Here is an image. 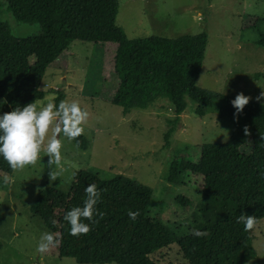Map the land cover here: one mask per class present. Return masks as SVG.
<instances>
[{"label":"trees","instance_id":"obj_1","mask_svg":"<svg viewBox=\"0 0 264 264\" xmlns=\"http://www.w3.org/2000/svg\"><path fill=\"white\" fill-rule=\"evenodd\" d=\"M119 7L118 0H0V12L5 10L20 22L40 25L38 33L16 37L10 24L0 21V111L35 99L45 100L48 91L41 85L47 69L75 40L98 43L115 39L119 83L112 102L127 114L134 108L147 109L168 100L175 117L169 120L171 125L165 132L167 144L188 98L198 103L196 111L201 116L214 100L226 101L220 117L235 121L236 132L227 142L195 146L196 159L176 156L169 165L167 180L186 184L194 177L206 196L232 207L225 212L209 210L208 216L202 215V220L198 217L188 232L180 235L150 215L151 186L124 174L104 178L92 170H79L68 191L47 186L31 205L32 212L59 240L51 248L60 257H73L81 264H158L153 255L173 243L179 245L188 264H224L225 256L246 248L254 252L253 230L245 232L236 217L246 212L256 216V224L264 219V103L249 100L236 113L231 103L235 96L197 85L208 45L207 32L174 38H129L117 23ZM256 43L264 46V33ZM51 91L56 102L67 99L63 89ZM74 142L83 149L89 146L83 133ZM0 171H14L2 157ZM90 184L100 190L96 208L104 215L95 217L97 222L87 233L72 235L64 214L82 206L84 189ZM185 201L189 202L182 197V203ZM129 210H138L134 220L129 218ZM193 228L206 230L207 235L194 236Z\"/></svg>","mask_w":264,"mask_h":264},{"label":"rangeland","instance_id":"obj_2","mask_svg":"<svg viewBox=\"0 0 264 264\" xmlns=\"http://www.w3.org/2000/svg\"><path fill=\"white\" fill-rule=\"evenodd\" d=\"M118 1L117 23L129 38H174L207 32L198 86L227 96L243 91L250 100L264 101V97L257 99L264 91V46L256 43L264 33V0ZM0 21L8 22L16 37L40 31L38 23L20 22L5 10L0 12ZM117 46L115 39L98 43L75 40L48 67L41 85L48 91L46 98L54 99L51 90L61 88L67 99H76L87 108L89 117L82 133L89 146L83 149L74 140L65 141L61 150L63 171L52 181L45 153L35 164L12 174L0 171V264H81L73 257H60L51 246L43 253L37 252L41 233L50 230L31 210L41 189L55 186L68 191L79 170H92L104 178L124 174L151 186L150 215L180 235L187 233L198 217L208 216L209 210L213 213L231 209L232 205L206 196L194 177L186 184L167 180L169 165L176 156L196 159L195 146L227 142L236 132L235 121L220 117L226 101L214 100L201 116L196 111L198 103L188 98L167 144L165 132L170 128L169 120L175 117L168 100L147 109L134 108L127 114L112 102L119 83L114 63ZM1 102L0 98V106ZM182 197L189 202L182 203ZM253 235L255 251L246 248L232 253L224 257V264H264V219L255 225ZM153 258L158 264H188L177 243L155 253Z\"/></svg>","mask_w":264,"mask_h":264},{"label":"clouds","instance_id":"obj_3","mask_svg":"<svg viewBox=\"0 0 264 264\" xmlns=\"http://www.w3.org/2000/svg\"><path fill=\"white\" fill-rule=\"evenodd\" d=\"M262 97L264 91L257 99ZM250 99L243 91L238 92L231 101L236 113H240ZM88 117L87 108L76 99H60L56 102L53 98H45L43 103L35 99L26 104H17L10 111H0V157L11 169L20 170L35 164L42 158L41 153H45L49 157L50 181L55 180L63 171L60 166L63 143L74 140L84 131ZM3 182H8V177H3ZM84 192L86 195L82 206L72 207L64 214V220L70 225L69 231L72 235L87 233L92 224L97 222L95 217L104 215L96 208L100 199L97 186L90 184ZM137 215L138 210L128 211L130 219L134 220ZM86 220L91 221V224L85 222ZM236 220L243 224L245 232L253 230L257 222L254 214L246 212H241ZM192 235L206 236L207 231L193 228ZM58 243L59 240L53 232L45 231L39 237L36 250L43 253Z\"/></svg>","mask_w":264,"mask_h":264}]
</instances>
